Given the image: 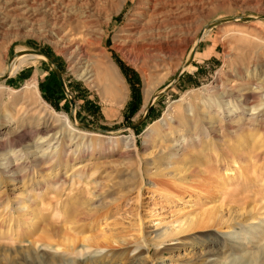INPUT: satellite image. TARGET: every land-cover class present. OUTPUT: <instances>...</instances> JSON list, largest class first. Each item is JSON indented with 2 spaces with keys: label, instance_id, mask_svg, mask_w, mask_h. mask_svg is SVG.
I'll use <instances>...</instances> for the list:
<instances>
[{
  "label": "rangeland",
  "instance_id": "374dc122",
  "mask_svg": "<svg viewBox=\"0 0 264 264\" xmlns=\"http://www.w3.org/2000/svg\"><path fill=\"white\" fill-rule=\"evenodd\" d=\"M145 2L0 0V75L25 49L52 63L0 81V264L43 244L51 264H264V0H166L173 23ZM224 101L254 128L207 137Z\"/></svg>",
  "mask_w": 264,
  "mask_h": 264
},
{
  "label": "bare ground",
  "instance_id": "6f19581e",
  "mask_svg": "<svg viewBox=\"0 0 264 264\" xmlns=\"http://www.w3.org/2000/svg\"><path fill=\"white\" fill-rule=\"evenodd\" d=\"M169 4H167L166 0H147V2H145V4H143V6L141 7V14L143 15H147L148 19L150 20V22L152 23H156L158 22L159 18H161V16H163L162 18L163 19H160L162 20L163 22H166V23H173L175 20H176V15L174 14V12L172 11L171 8H168ZM145 18V17H144ZM234 21V20H233ZM149 22V23H150ZM150 25V24H149ZM156 27V26H155ZM139 29V28H138ZM145 29V28H143ZM202 30V29H201ZM201 32V31H200ZM203 32V31H202ZM201 32V34H203ZM200 34V35H201ZM202 38V37H197L194 41V46L197 44V41ZM152 40V39H151ZM169 40L166 39V40H160V39H157V42L154 43V45L152 46L153 50L156 51V50H160V49H167L168 46H169ZM27 51V49L23 50V51H18V54H16L15 57H13L7 64V67L4 69V71L2 72V75L4 73L6 74H9L10 75H13L15 74L19 69L21 70V67H23L25 64L27 63H30L31 61H35L37 60L38 58H45L44 55H41V54H37V53H27L25 52ZM195 55V53H194ZM101 67V73H102V76L103 78H105L107 81H108V89L114 93V95L116 96V99L118 98H121L122 97V94H123V85L121 83V81L119 80V76L116 74L115 71L112 70L111 67L107 66V65H100ZM0 75V76H2ZM227 91V90H226ZM25 92L26 93H30V94H37L38 93V88H37V85H36V82L35 80H31L29 81V83H27V86H26V89H25ZM253 92V91H252ZM219 93V92H218ZM221 93V92H220ZM223 93V92H222ZM254 94V93H252ZM251 94V95H252ZM223 96V95H222ZM150 96L146 95L145 98L146 100L149 98ZM221 97V95H220ZM245 98L247 96H244ZM243 97V99H245ZM248 101V100H247ZM229 103H232L230 101H224V102H221L220 104V110H219V114H221V119H219V122L220 123H217L216 125H214L213 123V120L211 122V126L209 127L210 129L208 130H205L206 131V136L208 137L207 134H209L210 131L212 132H216L219 128H227L230 127V128H238V127H243V126H246L248 127L249 129H253L254 128V120H252L251 117H248V118H245V122H242V113H238L237 112V107H233L231 108V106H229ZM244 106H249L251 107L247 102L246 100H243V104ZM27 104L25 103H21L20 107L21 108H24L26 109L27 108ZM22 110V109H21ZM36 110H39V112L45 114L47 112L46 108L44 105H40L39 104V107L38 109ZM241 111V110H240ZM242 114V115H241ZM252 114V113H251ZM253 115V114H252ZM75 120V119H74ZM172 121H170V123H175L177 124L178 126H181L182 129H186L187 125L190 123V122H194V125L196 127L197 125V120H193V119H190L189 120V117L187 114H183L181 113L180 115H178V117L176 116L175 119L172 118L171 119ZM75 122V121H74ZM65 124L68 126L66 127L67 129L71 128V122L69 120H65ZM220 124V125H219ZM73 125V123H72ZM74 126V125H73ZM220 126V127H218ZM75 127V126H74ZM202 127V126H201ZM189 129V128H188ZM207 129V128H206ZM236 131V130H235ZM169 134H172V131L170 130ZM195 132L192 131L191 132V139L189 140L190 142H193V137L194 136L196 138V140L199 138V133H197V135L195 136ZM234 134V133H233ZM42 139V138H41ZM200 140V139H199ZM23 141V140H21ZM43 141V139L40 141V142H37L35 144V148L37 145H39L41 142ZM61 141V140H60ZM176 143H172L171 146H172V155L174 157H177L178 156V153L176 151ZM178 147V146H177ZM180 147V146H179ZM34 149V148H33ZM34 152V151H33ZM172 157V156H171ZM172 160V159H171ZM170 160V161H171ZM11 164V163H10ZM8 163V165H10ZM174 164V163H173ZM12 166V165H11ZM171 166V165H170ZM12 169V168H11ZM13 170V169H12ZM15 175V174H14ZM90 248V246L88 247ZM264 249V239L261 241V243L258 244V249H256L257 251H260ZM49 252H53L51 249H47L46 248V245L43 244L42 246H39L37 247V253H38V256H39V262L41 264H51L49 263ZM97 252V251H96ZM219 252V251H218ZM136 254V253H135ZM75 255H76V259L77 260H81L82 259V252L80 251H76L75 252ZM96 256V255H94ZM138 256V255H137ZM139 258V257H138ZM216 260V259H214ZM212 261V260H211ZM51 262V261H50ZM5 264H32L31 262L27 261V260H24L22 262H16V261H10V262H7Z\"/></svg>",
  "mask_w": 264,
  "mask_h": 264
},
{
  "label": "water",
  "instance_id": "95a60500",
  "mask_svg": "<svg viewBox=\"0 0 264 264\" xmlns=\"http://www.w3.org/2000/svg\"><path fill=\"white\" fill-rule=\"evenodd\" d=\"M242 18H244V17H242ZM232 20H233V18L216 19V20L212 21L211 23H208V24L206 25V28H208V27H210V26H213V25H216V24H221V23H225V22H228V21H232ZM25 52H27V53H37V54L44 55L45 58L48 60V62L51 63L49 57H48L45 53H43V52H40V51L35 50V49H27V51H25ZM194 53H195V50L193 49L192 52H191V54H190V56H189V59H188L187 63L190 62V61L193 59ZM17 54H18V52H17ZM51 65H52V63H51ZM53 71H54V73H55V75H56L58 81H59L60 84L62 85L64 91H66V93H67V89H66V87H65V83H64V81H63V79H62V76H61L59 70H58L55 66H53ZM8 77H9V74L4 73L2 76H0V81H3V80H5V79L8 78ZM69 101H70V104L73 105V102L71 101V99H69ZM150 104H151V103H149V105H150ZM148 110H149V108L147 107V111H148ZM139 123H140V121L135 122V123H132V124L130 125V128H135V127H137V126L139 125ZM82 127H84V126H82ZM84 128H86V129H91V127H89V126H85Z\"/></svg>",
  "mask_w": 264,
  "mask_h": 264
}]
</instances>
